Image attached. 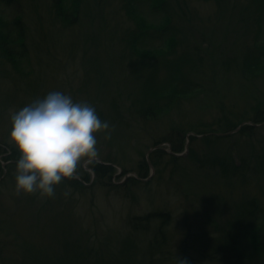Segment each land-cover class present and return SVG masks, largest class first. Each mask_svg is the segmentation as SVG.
<instances>
[{"label":"rangeland","instance_id":"374dc122","mask_svg":"<svg viewBox=\"0 0 264 264\" xmlns=\"http://www.w3.org/2000/svg\"><path fill=\"white\" fill-rule=\"evenodd\" d=\"M160 1H0V27L11 24L14 35L19 21L23 41L22 50L0 49V264H142L132 220L157 210L170 214L166 264H222L217 252L242 205L255 200L264 217V124L254 122L264 116V0H181L183 8L170 0L174 15L151 7ZM163 17L175 45L167 54L171 40L155 29ZM130 34L141 58L124 57ZM52 91L91 104L115 126L108 140L97 134L93 161H109L113 172L95 185L86 163L80 183L64 180L54 197L17 196L9 109ZM177 136L182 154L155 156L149 180L130 184L149 149L160 142L168 152ZM127 181L129 191L118 187ZM195 230L207 241L187 243ZM251 259L244 254L242 264Z\"/></svg>","mask_w":264,"mask_h":264},{"label":"clouds","instance_id":"9594fccd","mask_svg":"<svg viewBox=\"0 0 264 264\" xmlns=\"http://www.w3.org/2000/svg\"><path fill=\"white\" fill-rule=\"evenodd\" d=\"M9 117L7 140L18 153L14 194H36L41 199L54 197L58 184L77 178L82 165L95 161L99 156L97 134L104 133L108 140L115 127L101 120L91 104L74 102L60 91L49 92L18 110L9 109Z\"/></svg>","mask_w":264,"mask_h":264},{"label":"trees","instance_id":"16d2710c","mask_svg":"<svg viewBox=\"0 0 264 264\" xmlns=\"http://www.w3.org/2000/svg\"><path fill=\"white\" fill-rule=\"evenodd\" d=\"M0 1L1 3L5 5L10 3V0H0ZM169 1L170 0H161L159 2L160 4H153L154 6L151 4V7L154 10L155 9L157 10L158 8L162 12L164 11V14L171 13L172 15H174L173 9H171V12H169L168 10H166L167 8H165L169 4ZM127 2H128V5L132 4L130 3V1H127ZM151 2L152 0H150V3ZM72 4H73L72 5L73 12L74 11L77 12L79 6L81 7V1L79 2L78 5L74 1ZM178 4L182 6L181 0L180 2H178ZM167 7L172 8V6H167ZM128 8L133 9V10H128V13H129L128 15L132 17L135 16V11H136L135 8L132 6ZM181 8H183V6ZM162 19L163 20H161L157 24V28L155 29H156V33H158L159 35L158 38L162 39L165 42V45H166V40H171L167 43L166 48H165V51L167 54L168 53L167 51L172 49L175 45L172 40L173 38H167V31L169 30V26H168L169 20H167L165 17H163ZM10 25L9 26L5 25L4 28L0 27V49H2V52L4 55L5 53L8 52L9 45L11 43L18 44L20 45L21 50L23 49V41H22V36L20 34V29L22 30L21 23L19 21L12 22V26L17 27V32H14V35L12 34ZM137 25H138V28L141 30V26L138 22H137ZM147 30H151V29H147ZM127 37L123 38V41L126 42L130 51L125 52L124 57H129L133 59L135 55L139 54V58H141L140 53H138L139 50L137 49L138 47L137 42H139V38L135 40V37L133 36V34H130ZM140 52H142V49ZM15 56L16 55H14L13 57ZM133 67L134 66H132V68ZM151 107H153V104L149 105L145 109V113H149L150 115L152 113L149 111ZM144 119L149 120L150 118H148V115H147L146 118L145 117L142 118V120ZM257 121L258 122L264 121V116L254 120V122H257ZM246 128L249 130L250 127H246ZM208 139H206V141ZM184 140L185 139L181 140L179 136H177L176 139H174L173 141L171 140L170 148H169L170 152L174 154L182 153L185 148ZM194 140H196V138L191 137V141H194ZM159 143L160 142H156L153 146L156 147L159 145ZM164 153L167 154V157H170L173 160L177 159L171 153L166 152L163 148H156L150 154V159L153 160L155 156H158ZM178 159L181 160V158H178ZM103 161H107V160H103ZM91 167L93 168V171H94L93 174H95L94 176L95 185H96V178L100 180V184L102 185L104 183L102 182V179L110 177L113 172L112 167L106 166V165H100L95 162L92 163ZM137 168H138V171L136 172V176L140 178H146L150 173L149 166L145 158L141 160V163L139 166H137ZM67 181H68L67 182L68 185H72L73 183H79V181L75 180L77 181L75 182L72 179L67 180ZM129 181H130V184H134V185L135 183L137 184L140 183L136 181L135 178H130ZM127 183L128 181L126 182V184L118 186V187L125 188L127 187ZM127 189L129 191L128 187ZM241 208H242V211L239 212V216L237 217L235 216L234 220L231 222L232 232L227 234L228 235V238L226 240L227 249L219 248L220 251L217 252V255L219 256L221 255L220 261L222 264H242V258L244 254L245 255L250 254L252 256V259H251L252 264H264V226L262 225V223H264V217L260 218L261 212H262L261 207H259L258 203L255 200H251L243 204ZM169 221H170V214L168 211H165V210H157L154 212H150L143 217H137L135 220H132V226H133L132 230L133 232H136L139 235H141V240L143 242L141 241L140 246L136 244L135 242H131V241L129 242H131L133 246L135 245L136 248L138 249L140 261L142 264H166V262L171 259V256L168 250L167 232H166V227L168 226ZM152 225H154L153 226L154 229H151L153 228ZM234 235L236 238L237 236H242V240L244 243H242L241 241H235L233 237ZM238 245L241 247H239ZM247 245L249 246L247 247ZM217 250L218 248L214 249L215 252ZM178 262L179 261L177 260V264ZM81 264H96V263H94L91 259L89 261L88 259H86V261L81 262Z\"/></svg>","mask_w":264,"mask_h":264},{"label":"bare ground","instance_id":"6f19581e","mask_svg":"<svg viewBox=\"0 0 264 264\" xmlns=\"http://www.w3.org/2000/svg\"><path fill=\"white\" fill-rule=\"evenodd\" d=\"M260 117H263V116H259V115H257V116H255V118L256 119H258V118H260ZM255 119V120H256ZM255 123H257V125H260V124H264V121H260V122H255ZM250 125L252 126V125H256V124H253V123H250ZM245 127H249V126H247V125H244ZM234 131H236V129L235 130H232L231 132H234ZM196 136V135H195ZM163 144H159L158 146H156V147H153V148H150L149 149V151H148V155L146 156V162H147V164H148V166L150 167V166H152V163H151V159H150V154L156 149V148H162L161 146H162ZM165 150V149H164ZM166 151V150H165ZM169 151H170V149H169ZM168 151V152H169ZM169 153H171V152H169ZM173 156H175V157H177V156H179V154H174V153H171ZM180 154H182V153H180ZM182 159V158H181ZM95 163H98V164H100V165H106V166H110V167H112L113 165L110 163V162H107V161H100V162H95ZM151 176H147L146 178H140V177H138V176H136V177H134L135 178V180L136 181H138V182H145V181H148L149 180V178H150ZM77 179V181H79V183H80V178L79 177H77L76 178ZM96 184L98 185H100V180H98L97 178H96ZM143 217V216H142ZM154 225H152V227H153ZM151 229H154V227L153 228H151ZM199 232H201V231H199V230H195V232L193 233L192 231L189 233V234H186L185 235V237H187V243H192L193 242V240L194 239H198V238H196V237H199V240L200 241H202V242H205V241H207L206 239H207V237H205L204 236V234H206V233H204V234H202V233H199ZM170 236L169 235H167V242L169 243V241H170ZM221 249H227V247H220Z\"/></svg>","mask_w":264,"mask_h":264},{"label":"water","instance_id":"95a60500","mask_svg":"<svg viewBox=\"0 0 264 264\" xmlns=\"http://www.w3.org/2000/svg\"><path fill=\"white\" fill-rule=\"evenodd\" d=\"M170 152V151H169Z\"/></svg>","mask_w":264,"mask_h":264}]
</instances>
